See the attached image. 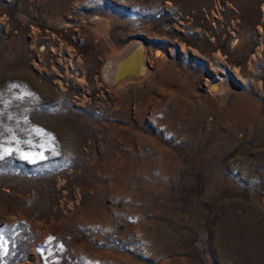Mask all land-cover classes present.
<instances>
[{"label": "rangeland", "instance_id": "1", "mask_svg": "<svg viewBox=\"0 0 264 264\" xmlns=\"http://www.w3.org/2000/svg\"><path fill=\"white\" fill-rule=\"evenodd\" d=\"M0 264H264V0H0Z\"/></svg>", "mask_w": 264, "mask_h": 264}, {"label": "bare ground", "instance_id": "2", "mask_svg": "<svg viewBox=\"0 0 264 264\" xmlns=\"http://www.w3.org/2000/svg\"><path fill=\"white\" fill-rule=\"evenodd\" d=\"M140 45L133 44L130 46V48L125 52L124 55L118 58H114L110 60L107 65L104 67L103 74L105 78L112 83V75L115 73L114 70L119 69L120 67L124 66L123 69L125 71V76L132 75L136 72V70L139 68V56L136 55L131 60L128 61V58L131 57V55L136 51V49L139 48ZM125 64V65H124ZM116 68V69H115ZM133 79H139V78H132ZM130 80V79H127ZM125 81V80H124ZM217 90V89H216Z\"/></svg>", "mask_w": 264, "mask_h": 264}, {"label": "water", "instance_id": "3", "mask_svg": "<svg viewBox=\"0 0 264 264\" xmlns=\"http://www.w3.org/2000/svg\"><path fill=\"white\" fill-rule=\"evenodd\" d=\"M144 51H145V48L143 45H141L140 48L136 49V51L131 55V57L128 58V61H129L133 57H135L136 55L139 56L140 66L136 70V72L133 73L132 75L125 76V71L123 69L124 66L120 67L119 69L117 68V70H114L115 73H113V75L111 77L112 84L115 85L119 82H122V81L127 80V79H132V78H139L140 79L141 77L144 76V74L147 70Z\"/></svg>", "mask_w": 264, "mask_h": 264}, {"label": "snow or ice", "instance_id": "4", "mask_svg": "<svg viewBox=\"0 0 264 264\" xmlns=\"http://www.w3.org/2000/svg\"><path fill=\"white\" fill-rule=\"evenodd\" d=\"M7 151V150H6ZM40 155L42 156L43 155V153H40ZM25 156L27 157V154H25Z\"/></svg>", "mask_w": 264, "mask_h": 264}]
</instances>
